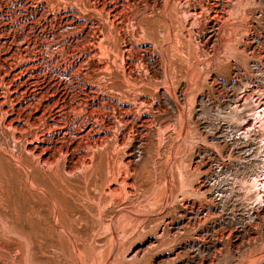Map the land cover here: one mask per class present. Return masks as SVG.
Masks as SVG:
<instances>
[{
  "label": "rangeland",
  "instance_id": "374dc122",
  "mask_svg": "<svg viewBox=\"0 0 264 264\" xmlns=\"http://www.w3.org/2000/svg\"><path fill=\"white\" fill-rule=\"evenodd\" d=\"M0 33L68 111L20 131L0 109V264H264L241 185L263 153L264 0H0ZM90 88L105 104L71 110Z\"/></svg>",
  "mask_w": 264,
  "mask_h": 264
},
{
  "label": "bare ground",
  "instance_id": "6f19581e",
  "mask_svg": "<svg viewBox=\"0 0 264 264\" xmlns=\"http://www.w3.org/2000/svg\"><path fill=\"white\" fill-rule=\"evenodd\" d=\"M216 10L217 9H215V11ZM218 11H219V9H218ZM225 11H226V9H225ZM208 12H209V8H208ZM223 12H224V10H223ZM223 12H221L220 14L217 12L216 15L212 14V16L214 15L216 17L218 15H221ZM194 14H196V13H194ZM208 17H210V16L208 15ZM212 18L214 19V17H212ZM216 18H218V17H216ZM0 35H1V33H0ZM1 36H3V35H1ZM136 40H137V38H136ZM29 41H30L29 39H26L25 44H28ZM5 42H7V40ZM142 42H139V43H142ZM22 43H24V42H22ZM94 44H92L90 46H93V48H94V46H95ZM14 45L16 47H14ZM98 45H100V43ZM89 48L91 49V47H89ZM129 50H130V48L128 47V48H124V51H122V57L124 59L125 58H127V60L130 59ZM100 51H101V49H100ZM93 52L96 53V49ZM101 54H103V53H101ZM38 55H39L38 52L35 51L34 56H30V51L26 47H24L23 44L17 43V41L8 42V44L7 43L2 44V46L0 47V109L4 110L5 113H7V115L5 114L7 116L6 120H5L6 124H8L14 128H17V129L19 128V130H20V127L18 124H19V122H21L20 121L21 119L24 120L25 123H28L32 120V121H39V122L43 121L44 124H46V123L48 124V117H51V120H53V123L51 122L52 123L51 127L53 126V129H54V127H59V126L61 128L62 127L65 128L66 125H65L62 118H65L64 115L66 114V112H68V111H66V109H67L66 103L67 102L65 103V99L63 98V96H61V94H59V92H60L59 87H56L55 90H52V88L49 84L45 85V83H41L37 76L36 77H37L38 81H34L31 79V78H35L36 68H38V65H39L37 62V60L39 58ZM94 55L96 56V54H94ZM88 56H89V54H88ZM89 59H91V58H89ZM26 74H29L28 77H26ZM46 83H47V81H46ZM82 93H83V96L82 95L79 96V94H78V97H77L78 99L76 98L77 100H75V103L72 102V103H70L71 105L69 106L71 108V110L73 109L74 111L76 110V112L78 111L77 113H79L80 111H83L84 109L88 108V106L91 105V103L88 102L89 98H93V100L97 99L101 103H104V104L106 102L105 101L106 98L104 96L99 95V93L95 92V90H94V92L93 91L91 92V88L89 90L85 89L84 92H82ZM91 93H92V95H91ZM244 97H245V95H244ZM8 98L10 101L9 104L6 103V100ZM245 98L247 99V96ZM27 103L31 106L28 107V108H30V111L27 114V116L25 117L26 111L24 110V108H25V104H27ZM237 105H239V104H237ZM234 106H235L234 108L236 109V104ZM240 106H241V104H240ZM240 108H239V111H240ZM250 109H251V111H249L248 116L250 117V119H252V121H254V126L256 124V126L260 127V129L263 132L264 131V102L260 106L256 105L255 107H251ZM237 111H238V109H237ZM234 112H235V110H234ZM80 113H82V112H80ZM102 113H104V112H102ZM240 113H243V112H240ZM244 113H246V112H244ZM245 116H246V114H245ZM240 117L238 119H240ZM101 118H105V117H101ZM101 118L97 116V121H98V119L100 120ZM106 120H108V119H106ZM101 121L104 122L105 120H101ZM21 124H23V122ZM40 124H42V123H40ZM21 127H23V126H21ZM93 130L95 131V129H93ZM93 130H90V131L86 132L84 135H81L82 136L81 139H83V140L85 139L86 142L89 141L88 142L89 145H91L90 144L91 141H94V143H95V141H97L98 139L100 140V138L102 137V135L100 134L101 135L100 137L98 136V137H96V138L94 137V139H92L91 134H92ZM39 139H40V137H39ZM102 139H104V138H102ZM263 141H264V135L262 134L260 137V140L258 141L259 146L257 148L258 150L263 148V151H262L263 153L259 156V157H262V160L258 162V164H260V165H258L259 171H255L254 173L252 172V174L249 177H247L246 179L244 178V180L243 179L241 180V182H242L241 185H243V188L248 195V199L251 201L250 203H255V204L264 203V144H260ZM41 142H42V140H41ZM89 145H87V146L89 147ZM36 146L37 145H35L31 149H33V148L35 149ZM93 146L96 147V145H93ZM34 149L32 151H34ZM43 149H41V150L43 151ZM79 149H80V147H79ZM59 151L65 153L67 155L68 154L71 155L72 154L71 151H73L72 150V144H70L69 141L66 143H62ZM86 155L84 154V155L80 156L81 161H82L81 163L87 162L88 156H86Z\"/></svg>",
  "mask_w": 264,
  "mask_h": 264
}]
</instances>
